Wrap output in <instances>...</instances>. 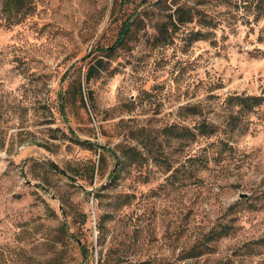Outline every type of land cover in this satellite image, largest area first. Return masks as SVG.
<instances>
[{
	"label": "rangeland",
	"instance_id": "374dc122",
	"mask_svg": "<svg viewBox=\"0 0 264 264\" xmlns=\"http://www.w3.org/2000/svg\"><path fill=\"white\" fill-rule=\"evenodd\" d=\"M35 2L0 0V264H264V0Z\"/></svg>",
	"mask_w": 264,
	"mask_h": 264
},
{
	"label": "trees",
	"instance_id": "16d2710c",
	"mask_svg": "<svg viewBox=\"0 0 264 264\" xmlns=\"http://www.w3.org/2000/svg\"><path fill=\"white\" fill-rule=\"evenodd\" d=\"M35 0H3V9L8 12V15L14 17L12 18L11 23H17L21 21L26 15L30 14L35 6ZM13 11V13H11ZM8 16V17H10ZM128 29L127 24H122L120 30V38H123L125 32ZM197 35L200 34L199 31L196 32ZM94 67L91 66L88 68L86 77L89 78L92 75V69ZM234 99H238L243 101V105H246L248 110H251L254 106L259 105L263 101V97L260 95H250V96H234ZM216 131V125L213 123L202 121L198 126V132L196 134H213ZM80 143L90 147L92 146L91 142L88 140H78ZM115 172H112L111 175L113 176Z\"/></svg>",
	"mask_w": 264,
	"mask_h": 264
}]
</instances>
